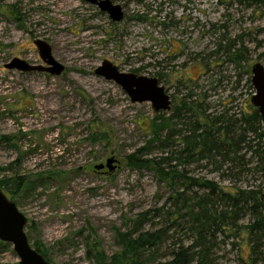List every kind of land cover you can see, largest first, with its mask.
I'll return each instance as SVG.
<instances>
[{
  "label": "rangeland",
  "instance_id": "1",
  "mask_svg": "<svg viewBox=\"0 0 264 264\" xmlns=\"http://www.w3.org/2000/svg\"><path fill=\"white\" fill-rule=\"evenodd\" d=\"M110 1L123 9L121 22L86 0H0V180L22 181L19 193L6 195L27 219L30 245L41 244L50 264H95L87 254L93 243L107 256L118 252L115 230L144 211L165 207L145 227H167L170 192L154 171L131 167L127 157L146 146L153 120L165 135L163 121L181 102L211 117L224 114L236 128L235 119L252 107L251 68H264L263 0ZM35 40L50 46L61 75L5 68L12 59L44 66ZM105 60L120 72L157 78L171 110L155 114L149 103H130L119 86L94 74ZM93 132L105 140L92 143ZM246 138L233 159L216 156L186 169L227 191H259L264 221V169L253 155L264 139ZM176 149L161 153L152 144L139 157ZM109 158L112 172L94 169ZM233 211L239 229L208 234V259L264 264V237L256 240L249 230L257 216L245 206ZM179 242L191 245L190 233L171 229L154 264L169 260ZM18 261L12 245L0 241V264Z\"/></svg>",
  "mask_w": 264,
  "mask_h": 264
},
{
  "label": "trees",
  "instance_id": "2",
  "mask_svg": "<svg viewBox=\"0 0 264 264\" xmlns=\"http://www.w3.org/2000/svg\"><path fill=\"white\" fill-rule=\"evenodd\" d=\"M180 105L179 108L175 107L171 118L163 121L162 127L167 129L165 135L159 136L153 120L148 125L152 136L146 146L127 157V164L131 167L149 168L154 171L158 180L164 183L170 192L167 203L171 208L170 212L165 213L167 227L156 231L151 225L150 228L145 227L148 222L154 225V219L163 215L161 213L165 207L139 213L136 218L128 220L124 231L115 230L114 239L119 247L118 252L107 256L98 244H92L91 251L87 254L88 259L95 264H154L158 248L168 238L171 229L188 231L192 243L184 246L179 242L171 252L172 257L169 260L156 264H211L208 255L212 245L208 234L224 233L226 228L238 230V214L233 209L243 206L257 216L256 221L249 226L254 238L260 240L264 237V221L258 216L257 210L258 206L263 204L259 191H227L212 181H200L189 176L186 169L193 162L205 159L214 161L216 156L233 159L230 154L235 155L239 151L240 144L247 140L248 135L255 136L259 142L262 141L264 126L261 124L264 122L257 110L251 105L249 113L241 114L235 119L238 124L235 128L230 122L231 118L224 114L211 117L199 111L198 106L192 103L181 102ZM157 118L161 116L158 115ZM177 123H182L184 129H175L174 125ZM174 137H177L179 142L175 143ZM89 139L96 143L105 140V135L93 132ZM152 144L156 145L161 153L165 149L175 148V145L178 149L171 150L169 156L158 159H140L139 155H148L145 153L151 149ZM253 155L261 162V169H264V148L261 149L257 145ZM22 185V181L16 179L0 180V189L10 196L19 193ZM219 205H223L225 209ZM33 248L48 262L46 251L42 249L41 244H34ZM254 249L253 247V254Z\"/></svg>",
  "mask_w": 264,
  "mask_h": 264
},
{
  "label": "water",
  "instance_id": "3",
  "mask_svg": "<svg viewBox=\"0 0 264 264\" xmlns=\"http://www.w3.org/2000/svg\"><path fill=\"white\" fill-rule=\"evenodd\" d=\"M86 1L106 13L114 23L121 22L124 18L123 9L110 0ZM34 45L44 66L31 65L19 59H12L5 65V68L22 73L40 72L48 73L51 76L61 75L64 66L54 60L50 46L42 40H35ZM94 74L119 86L132 104L149 103L155 114L171 110L170 96L157 78L120 72L107 60L94 70ZM250 84L254 90L250 104L257 110L264 122V68L259 63L251 68ZM113 163L114 159L109 158L105 164H99L94 169L96 171L107 169L108 172H112L114 170ZM26 224L27 219L18 210L15 202L10 200L0 189V241L12 245L13 251L19 259L17 264H50L30 245L25 233Z\"/></svg>",
  "mask_w": 264,
  "mask_h": 264
}]
</instances>
